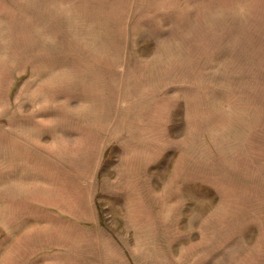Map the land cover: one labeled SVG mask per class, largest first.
<instances>
[{
  "label": "rangeland",
  "instance_id": "rangeland-1",
  "mask_svg": "<svg viewBox=\"0 0 264 264\" xmlns=\"http://www.w3.org/2000/svg\"><path fill=\"white\" fill-rule=\"evenodd\" d=\"M0 264H264V0H0Z\"/></svg>",
  "mask_w": 264,
  "mask_h": 264
}]
</instances>
